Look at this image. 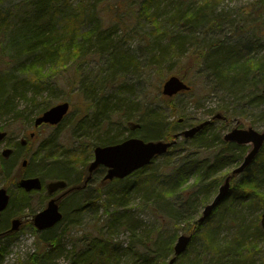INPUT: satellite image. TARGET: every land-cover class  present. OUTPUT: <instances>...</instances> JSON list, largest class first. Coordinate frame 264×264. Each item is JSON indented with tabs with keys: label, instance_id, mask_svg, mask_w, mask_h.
<instances>
[{
	"label": "rangeland",
	"instance_id": "obj_1",
	"mask_svg": "<svg viewBox=\"0 0 264 264\" xmlns=\"http://www.w3.org/2000/svg\"><path fill=\"white\" fill-rule=\"evenodd\" d=\"M143 0H57L58 9H63L69 16L70 14H76L77 12H88L96 11L97 19L101 23V29L104 32L114 33L109 39L115 42L121 39L125 43L124 48L134 54L136 61L139 63L138 68L133 73L116 75L114 79L108 83L103 84L102 80L106 78L107 74V56L105 54H99L92 47L88 50L85 57L81 58L78 63L80 69H74L72 64L69 62L65 68H60L61 74L54 76L56 80V86L58 89L56 93L51 95L52 98L48 99L50 107L58 104L67 102L69 104V111L63 121L57 126H40L38 128L33 127L35 117L38 116L35 113L37 108H32L28 111V116L22 119L12 120V115L5 116L0 119V127L7 132V137L3 142H0V166L2 162H10L15 160L13 164L14 170L19 169L23 158L27 159L28 165L25 169L26 172H35L39 167H45L49 164L56 163L57 171L64 172V176L70 181L78 178L82 164L87 165L93 157V149L99 145L107 136H113L125 139L127 137L142 138L140 134L149 136L155 131L151 130L148 126H141L143 118L149 117V108H156L157 114L161 118H164L165 122L170 124L177 120L179 123H183L182 127H176L181 129L194 125L200 121L208 120L211 116L220 109L223 108L225 111L221 114L225 121L215 122L214 127L219 129L224 128L222 134L226 133L229 129L238 126V128H252L256 131L264 130V105L260 107H251L246 109L244 105L238 106L236 102L232 101L222 91L214 88L208 77L205 76L206 70L204 63L199 62L195 65L196 61L192 59V55L200 49L206 48L213 41H219L221 39H227L228 44L234 42H245L250 40V51L251 55L255 59H261L264 55V27L256 31V28L252 27V22L258 20L256 9L253 4L257 0H220L217 6L213 9L212 17L214 19L221 18L222 26L219 29H215L207 34H196L194 38L184 46V53L176 55L173 52L167 51L165 46L166 40H158L161 36V32L164 31L163 27H160L158 32H152L153 37L149 34L151 30H155L149 25V22L144 19L143 14L139 13L141 3ZM154 9L159 13V21H163L168 18L179 5L180 1H191L193 8L196 7L202 0H154ZM30 0H0V9L9 10L13 20H19L20 18L25 21L31 22V17L23 18L27 15L31 9ZM62 5L65 6L62 7ZM116 5V9L112 8ZM187 6L186 4L181 9L184 11ZM179 9V8H178ZM255 11L256 16H251V12ZM28 12V13H27ZM118 14V16L116 15ZM170 14V15H169ZM120 16V17H119ZM255 18V19H253ZM264 18V14L262 15ZM253 20V21H252ZM261 22H263L261 20ZM247 24V26H244ZM227 24V26H226ZM241 24L243 28H233L231 25ZM87 23H81L79 32L75 34L76 37L82 36L87 31ZM13 25H10L12 27ZM196 29H193V31ZM192 28H187L182 34H189ZM165 38V36H162ZM252 38H258L259 45L257 51L252 46L254 41ZM76 41V40H75ZM157 43V44H154ZM156 49V50H154ZM159 52L161 60L159 59ZM194 52V53H193ZM153 55V56H152ZM152 56V57H151ZM158 57V58H156ZM154 59V63L151 61ZM192 65V69L188 67ZM140 65V66H139ZM194 66V67H193ZM49 69V66L47 67ZM134 70V69H132ZM176 76L182 78L192 89L188 93L178 94L172 97V104L176 106L178 113L177 115H171V111L166 106V99L161 95L163 83L170 77ZM110 84V85H108ZM213 87V88H212ZM91 93L89 94L88 92ZM121 92V93H120ZM49 96V91H43L39 97H37L38 103H45L46 97ZM54 96V98H53ZM32 97L31 94L26 95L24 100H16V109L14 112L25 108L27 105L26 101ZM92 97V99H89ZM95 99V102H94ZM105 99L109 103H129L132 106L131 116L129 120L119 117L114 110L109 113L111 114L107 120L102 121V131L95 132L93 128V121L99 120L101 117L94 115L96 109V101ZM119 99V101H118ZM47 101V100H46ZM264 102V99H263ZM232 103V104H231ZM110 105V104H109ZM233 106H235L233 108ZM230 107V108H226ZM29 108V106H28ZM249 108V107H248ZM216 110L212 112V110ZM107 113V112H106ZM106 115V117L109 115ZM221 113V112H220ZM41 114V113H40ZM153 113L150 111V115ZM140 125V129L134 128L133 126ZM144 130V131H143ZM177 132V131H175ZM30 133H34L31 137ZM24 139L27 143L24 146H20V140ZM143 139V138H142ZM147 141V139H144ZM183 141L178 140V143L172 147L171 150H175L174 154L169 158L160 157L155 161L158 163L157 171L162 174H169L173 161L164 159H176L179 162L183 157L185 159H206L209 157L208 153H205L204 149L197 153L196 150L192 149L193 146L198 145L199 140H188L183 145L184 149L179 150V143ZM107 145V144H106ZM40 146L44 150H48L51 146L53 151L44 153L40 150ZM9 147L13 149L11 157L4 158L1 155V151ZM249 149V145H246ZM173 148V149H172ZM194 152V154H193ZM191 153V154H189ZM49 154L48 159L45 155ZM87 157V159L85 158ZM84 158V159H82ZM209 159H212L210 157ZM39 161V165H38ZM68 162L69 169H60L62 166L61 162ZM176 162V161H175ZM168 163V167L165 166ZM38 166V167H36ZM164 169V170H163ZM55 170V169H54ZM229 169L223 170L221 173H227ZM151 170L147 171L150 172ZM83 172V171H82ZM55 175V174H54ZM56 176V175H55ZM51 174H44L40 176L43 183L53 180L58 176ZM100 175L97 176V180L88 186L87 190L78 194L77 201L80 206H86L88 208L84 211L70 210L64 208L67 204L73 203V198L67 199L62 204L63 222L54 227L49 235L60 236V253L58 257L50 262V264H68L70 252L74 250L75 242L80 238L85 237L86 234H95V230H101V234L106 232L103 229V221L106 213L111 212L110 198L107 193L114 189L115 193V206L120 203L119 184L116 182H109L106 184L100 183ZM130 183L135 182L136 178L130 179ZM193 179L189 181L192 183ZM237 181V178L234 180ZM8 186L7 188L12 191V195L15 201L21 197L20 191L14 189L13 186L8 184L6 176L0 172V188ZM101 192V196L97 201L96 209L94 197L98 195L97 189ZM218 187L211 194L208 202H210L215 194L217 193ZM154 192V191H153ZM261 192L264 195V183L262 185ZM145 191L138 187H133L129 191V199L127 200V214L136 215L140 228H138L134 234L137 237L133 238V241L139 239V236L145 234V231L152 230L157 226V222L154 218L151 210L155 206H160L161 203L165 204L164 201H153L149 198L145 199ZM155 196V193H152ZM147 200V201H146ZM170 200V199H169ZM172 198L171 201H174ZM232 197L228 196L224 202L216 209V212L207 220L206 227L208 224L217 223L216 235L214 243L217 245V249L222 251L228 243H230L232 252L235 255V259L239 260V264H264V236L258 231V224L260 228V216L263 211V207L259 210L250 202H246L242 205L233 203ZM146 201V202H145ZM232 202V203H231ZM144 203L149 205L143 206ZM108 204V206L106 205ZM45 204H43L44 206ZM67 207V206H66ZM42 208V207H41ZM39 208L38 210H40ZM65 209V211H64ZM119 209H121L119 207ZM203 206L198 207L199 216L202 212ZM97 210V211H96ZM107 210V212H105ZM19 209L14 208L12 204L1 215L0 231L8 229L9 221L16 216ZM36 212V210H35ZM74 212V213H73ZM80 212V213H79ZM24 215L23 221L26 223L20 228V230L11 237H5L0 241V249L3 250V259L1 264H28L27 260L29 256L34 254L40 249L39 236L33 235V229L30 227V220L32 216L28 213V210L22 211ZM165 217L162 215V218ZM97 218L100 219L97 220ZM167 218V217H165ZM221 219V221L219 220ZM164 234L168 237L177 238L178 235L185 232V225L180 224H165ZM66 229V232L63 230ZM144 229V230H143ZM144 231V232H143ZM262 231V230H261ZM132 231L129 230H118L113 235V243L117 246V254H115L110 264H130L132 255L130 250L127 249L129 243H131ZM263 232V231H262ZM264 233V232H263ZM41 236V232H38ZM235 239V240H234ZM174 240V241H175ZM242 240V241H241ZM256 248L253 249L252 247ZM81 246H77L76 249ZM200 241L195 240L187 253L193 254L194 251L200 249ZM228 259V258H227ZM175 264H183V261L179 258ZM185 264V262H184Z\"/></svg>",
	"mask_w": 264,
	"mask_h": 264
},
{
	"label": "trees",
	"instance_id": "obj_2",
	"mask_svg": "<svg viewBox=\"0 0 264 264\" xmlns=\"http://www.w3.org/2000/svg\"><path fill=\"white\" fill-rule=\"evenodd\" d=\"M56 1L30 0L29 4L31 9L23 18L31 17V22L25 21L22 18L13 20L9 10L0 9V119L11 114L12 120H20L26 118L29 115L28 111L32 110V108H37L38 111L35 113L38 115L48 109L50 107L48 99L52 98L51 95L56 93L58 89L56 87L58 82L56 84L54 76L60 75V68H65L69 62L74 69H80L78 61L85 57L88 50L92 47L97 53L107 52L109 56L107 76L102 80L103 84L113 76L118 75V73L127 75L133 73L138 68L139 63L136 61L137 59H135L133 53L124 48L125 43L121 39L112 42L109 38L114 33L104 32L101 29V23L97 19L96 11H82L68 16L63 9H58V2ZM219 1L202 0L194 8L192 6L195 5L191 1H180V6H177L174 12L171 15L169 14L170 16L168 18L164 21L163 19L159 21V13L153 7L155 1L143 0L139 13L143 14L144 16L142 17L155 29H152L149 33L151 37H153L152 32H158L159 28L163 27V24L166 25V27H163L164 31L160 33L161 36L157 38V41H163L165 39L167 42L165 46L167 51L164 52H173L179 55L184 53V46L196 34H207L215 29L221 28V18L214 19L212 17L213 9ZM185 4L187 5L185 6L186 9L182 11L181 9ZM253 6L256 9L258 20L256 21L253 18L255 21L252 20V27L256 28V31H259L264 27V18H262L264 14V0H257ZM62 7L65 8L64 5ZM112 8L115 10L116 5H113ZM256 12L252 11L251 16H256ZM116 15L118 16V14ZM81 23L88 24L87 31L82 36L75 38V34L79 32ZM10 25L13 26L10 27ZM231 25L234 29L243 28L241 24ZM244 26L246 27L247 24L245 25L244 23ZM187 28H192V31L187 35L182 34ZM193 29L196 30L193 31ZM162 36H165V38H162ZM194 40L196 41L197 39L194 38ZM225 44V39H221L220 42L217 40L213 41L206 48L200 49L193 54L192 59L196 61L195 65L199 62L204 63L206 70L205 76L209 78L214 88L222 91L232 101L236 102L239 107L246 102L249 107H246V109H250L254 107L251 105L253 98L264 99V95L260 89L264 82V56L261 59L252 57L249 58V61L245 60L244 62H240L237 57H239L238 55L240 53L243 54L248 49L247 46L239 42L229 47L225 46ZM160 53L157 62L161 60L162 55ZM114 55L121 58L125 65H118L115 61L116 58L114 59ZM241 57L243 59L242 55ZM151 62L154 63V59ZM192 65L190 64L188 69H192ZM48 66L49 69H47ZM257 75L258 79L256 78ZM45 90L49 91V96L46 97L45 103L39 102L36 105L37 97ZM88 93L90 94V92ZM28 94L32 95L26 101L30 105L19 110V112H14L16 109V100H25ZM89 99H92V97ZM118 103L120 104L108 103L105 99L98 100L95 104L96 109L94 115L101 117L106 112H111L115 108L113 112L118 114L119 117L129 120L132 106L129 103H123L121 101ZM165 103L167 108L170 109L171 115H177L178 107L176 108L172 104V99L167 98ZM148 111L149 117L143 118L141 126L143 129L145 126H148L155 132L149 136L147 133H144L145 135L141 133L140 136L143 139L171 141L173 134L176 133L175 131L181 130L176 129V127L179 128L185 124L184 121L183 123H179L177 120L168 124L164 118H161L157 114L156 108L151 107ZM150 111L153 113L152 115H150ZM214 111L216 110H212V112ZM224 111L225 109H220L221 113ZM261 114H264V112L262 111ZM102 119L105 120L106 118ZM0 129L2 128L0 127ZM120 140L115 135L107 136L98 144H113ZM191 140H199L200 142L198 145L193 146L192 149L196 150L197 153L204 149V152L208 153L209 157L201 160L185 159L183 157L179 162L176 159H164L173 161L174 163L171 166L170 173H164L162 175L156 172L158 163L154 159L150 165L133 173L126 179L114 180V182L119 184V189H121L118 198L120 203L114 207V192L116 191L111 189V192L107 193V196L110 198V206L113 207H111L110 213L105 210L107 213L105 219L102 220L104 222L103 229L106 232L101 234V230L96 229L93 236L90 233L86 234L80 242H83V246L76 252H71V260H69L68 264H110L114 258L112 256L117 254V246L112 241L113 235L116 234V231L122 229H130L132 231L131 243L127 246V249L130 250L132 255L131 259H133L130 264H165L172 252L173 242L172 237L170 238L164 234L165 224H175V226L180 224L185 225L184 229L186 233L192 234L189 247L195 243V240L200 241V249L194 251L193 254H191L192 252L188 254L186 251L179 257L183 261V264L184 262L185 264L240 263L239 260L235 259V256H231L235 254L231 251L233 246L230 243L225 245L224 250L219 252L216 247L217 245L214 243L216 224H208V227L204 223L197 224V214L198 207L208 203V199L216 187L239 164L241 158L247 151V147L224 142L220 134L210 132V126L205 127ZM187 141H180V151L184 149L183 145ZM175 150L170 149L163 158H169L174 154ZM210 157L212 159H209ZM85 158L87 159V157ZM14 161L5 162L4 160L0 166V172L6 176L10 186L14 187L15 181L25 175L40 177L44 174H51L58 176L57 178L70 181L64 176L63 171H57L58 166H55L56 163L39 167L35 172H26L20 169L14 170L13 172ZM83 162L85 163L84 160ZM61 164L62 166H59L61 170L69 169V166L67 167L69 165L68 162L63 161ZM165 166L168 167V163H165ZM226 169H229L227 173L220 174V172ZM149 170L151 171L147 173ZM132 178H136V181L130 183V179ZM192 179V183H189ZM263 183L264 147L252 164L238 177L237 181H232L231 188L222 202L228 196H231L233 203L242 205L250 202V204L261 210L264 206V195L261 192ZM135 186L144 190L145 199L149 198L152 202L163 201L164 197H168V200L164 202L165 204L161 203L160 206L154 205L151 210L158 223V227L146 231L144 235L139 236V239L133 241V238L137 237L134 234L135 232L137 233V223L133 224L127 217L129 214H127L125 208L127 206V200L129 199V191ZM5 187L7 188L8 186ZM18 191H20L21 197L15 201L12 191L9 190L10 202L8 206L12 204L14 207H21V210L18 211L16 216H24L22 209H27L28 213L33 216L39 208L43 207L45 202L43 191L31 193H24L21 190ZM97 191L98 195L94 197L96 199V206L101 196L99 188ZM152 193L156 195L153 196ZM172 198H175V200L171 201ZM106 205L108 206V204ZM148 205V203L143 204L146 208ZM86 206H82L83 211L86 209L84 208ZM72 210H76V208ZM78 210L81 212L80 208ZM215 212L216 209L214 210ZM162 215L167 218H162ZM219 220L221 221L220 218ZM256 227L257 233L259 231L264 236L258 224ZM194 230L195 232H193ZM66 231V229L63 230V232ZM33 235L39 236L41 247L37 252L29 256L27 260L28 264H50L55 257L61 254L58 236L49 235L47 231L41 233V236L33 231ZM252 248L255 249L256 247L253 246ZM224 251L228 252V254L226 255L225 253L226 256L224 255L225 257L223 259L220 261L214 260V257ZM2 252L3 250L0 249V263L3 259Z\"/></svg>",
	"mask_w": 264,
	"mask_h": 264
},
{
	"label": "water",
	"instance_id": "obj_3",
	"mask_svg": "<svg viewBox=\"0 0 264 264\" xmlns=\"http://www.w3.org/2000/svg\"><path fill=\"white\" fill-rule=\"evenodd\" d=\"M188 87L183 83V81L176 77H169L164 84L162 85L161 93L164 96L172 97L177 94L179 91L187 90ZM264 92V90H263ZM69 105L67 102L57 104L45 112L41 116L35 119V126H38L42 123H48L51 125H56L68 111ZM216 117H219L217 115ZM208 122L200 123L196 126L190 127L182 131V133L176 134L175 138L183 136V138H191L197 132H199ZM6 137V132L0 131V142ZM226 141H234L238 144H252L251 150L243 158L242 162L232 170L231 175H238L242 173L254 160V157L259 152L260 148L264 143V132H258L252 128L248 129H238L234 128L229 133L224 136ZM176 143V140L171 142L164 141H148L144 142L141 139L130 138L122 143L109 145L104 147H96L94 149V160L90 163L88 167V172L92 173L98 166H105L108 171L104 177L105 180H112L114 178L123 179L130 175L132 172L136 171L139 168H142L148 165L154 157L163 155L167 152L168 148L173 146ZM3 157H8L11 154L10 149H4L2 151ZM26 165V161L22 162V166ZM91 178L89 175L85 181ZM229 179L228 176L225 179L223 185L218 188V192L210 203L203 207L201 216L198 218V222H203L214 208L220 203L224 198L229 189ZM17 187L22 188L25 191L29 192L31 190H39L41 188V182L39 178H22L17 182ZM66 187V182L63 180L51 181L46 185V190L48 194H52L58 189H63ZM9 201V196L7 191L4 188H0V217L1 212L7 207ZM62 216L58 211V206L56 200L52 199L48 201L46 207L38 212L33 217V225L37 230H45L53 227L61 220ZM20 219L15 218L10 221V229L8 233L16 232L20 227ZM260 224L264 230V208L260 218ZM3 236V233L0 232V238ZM191 241V236H179L177 242L174 246V255L166 264H174L176 258L181 255L187 248L188 244Z\"/></svg>",
	"mask_w": 264,
	"mask_h": 264
},
{
	"label": "bare ground",
	"instance_id": "obj_4",
	"mask_svg": "<svg viewBox=\"0 0 264 264\" xmlns=\"http://www.w3.org/2000/svg\"><path fill=\"white\" fill-rule=\"evenodd\" d=\"M252 40L254 41V44H252V46H258L259 45V42H258V38H252ZM225 41H226V43H227V39H225ZM239 42V41H238ZM235 43H237V42H234L233 44H235ZM239 43H242L241 41L239 42ZM246 46H247V48L248 49H246L244 52H243V54H241L240 53V55H238L239 57H237V55H236V57L240 60V62H244L245 60H247V61H249L250 59L249 58H252L253 56L251 55V52H250V54H249V51H250V49H249V47H250V40H245V42H243ZM233 44H231V45H233ZM228 47L230 46V44H228L227 45ZM264 46V45H263ZM262 48H264V47H262ZM255 50L254 51H257V47L256 48H254ZM99 54H105L106 56H107V60H106V64L108 63V60H109V56H108V54H107V52H103V53H99ZM241 55L243 56V59H242V57H241ZM264 56V55H263ZM241 57V58H240ZM116 58V59H115ZM114 59H115V61H116V63L118 64V65H121V66H123V65H125L124 64V61L121 59V58H119V57H117L116 55H114ZM118 75H124L123 73H118ZM116 76V75H115ZM115 76H113L110 80H112V79H114V77ZM256 78L258 79V75L256 76ZM109 80V81H110ZM109 81H107L106 83H108ZM183 83L188 87V89L187 90H182V91H179L176 95H178V94H184V93H188V92H190L191 91V87L185 82V81H183ZM108 85H110V84H108ZM260 89H261V93L262 94H264V92H263V90H264V82H263V84L261 85V87H260ZM90 93H91V91H90ZM175 95V96H176ZM232 104V103H231ZM244 107L246 108V107H248L247 106V103L246 102H244ZM251 105L252 106H254V107H260V106H263L264 105V102H263V100L262 99H260V98H253L252 100H251ZM235 106H233V108H234ZM228 108H230V107H228ZM109 112H107L106 114H104V115H102L101 116V118L98 120V121H93V128H94V131L97 133V132H101L102 131V127L101 126H103L102 124H100L102 121H104L102 118H106L105 120H107L108 119V117H110V115L111 114H109L107 117H106V115L108 114ZM222 113H217V112H215L212 116H211V118L210 119H208V120H203V121H200L199 123H203V122H208L203 128H202V130L205 128V127H208V126H210V132L211 133H213V134H220L221 135V137H222V140L224 141V142H226V143H232V144H235V145H237V143L236 142H234V141H226V140H224V136L227 134V133H229L231 130H233L234 128H237L238 126H235V127H233V128H231V129H229L226 133H224V134H222V131L224 130V126L223 127H221V128H219V129H216L215 127H214V124H215V122H221V121H225V118L221 115ZM217 115H219V117H216ZM105 116V117H104ZM34 122H35V119H34ZM34 122H33V127L34 128H38V127H40V126H35V124H34ZM42 126H45V124H43ZM185 130V128L184 129H182L181 131H184ZM200 132V131H199ZM31 134V133H30ZM32 134H34V133H32ZM198 134V132L193 136V137H191V138H188L189 140H191V139H193L196 135ZM42 150H44V148H42V146H40V150H39V152L41 151L42 152ZM45 151L46 152H51V151H53L54 152V150H53V147L51 146L48 150H44V153H45ZM48 157H49V154H46L45 155V158L46 159H48ZM230 176V179H229V190H230V188H231V185H232V181L233 180H235L236 178L238 179V177L240 176V175H229ZM228 176H225L224 177V179L222 180V182L219 184V185H223L224 184V182H225V179L227 178ZM229 190H228V192H229ZM228 192L226 193V196H227V194H228ZM50 200H52V199H50ZM49 200V201H50ZM163 200H168V197H164V199ZM75 201H77V199H74V201H73V203H71V204H67L64 208L66 209V208H68V209H70V210H72L73 208L75 209H81L82 208V206H80V204H79V201H77V202H75ZM164 202H166V201H164ZM88 206L89 205H87L86 207H84V208H88ZM14 207V206H13ZM90 207H93V210H94V207H95V209H96V205H94L93 204V206H90ZM14 208H17V207H14ZM17 209H19V211L21 210V207H19V208H17ZM65 209H64V211H65ZM23 211L24 210H27V209H22ZM97 211V210H96ZM80 213V212H79ZM212 214H214V211H212L211 212V214L209 215V218L212 216ZM127 217L133 222V224L134 223H137V225H136V227H137V229L138 228H140L141 226H140V223H139V221H138V219H137V217H136V215H127ZM208 218V219H209ZM207 219V220H208ZM97 220H99L100 221V219L99 218H97ZM207 220H205V221H203V222H198L197 221V224H203L204 223V225L206 224V222H207ZM62 222H63V213H62ZM60 223L61 222H59L57 225H55V226H53V227H51V228H48V230H47V232H50L54 227H57L58 225H60ZM214 224H216V229L215 230H217V226L219 225V221L217 222V223H214ZM144 230V229H143ZM144 232V231H143ZM193 232H195V230L193 231ZM145 233H146V231H145ZM216 234V233H215ZM144 235V234H143ZM182 235H185V236H192V234H187L186 233V231L184 232V233H182V234H180V235H178L177 236V238H176V240H175V238H173V242H172V252H171V254H170V256L168 257V259L166 260V262H165V264L169 261V259L170 258H172L173 257V255H174V246H175V244H176V242H177V239L179 238V236H182ZM171 238V237H170ZM82 239H84V237L83 238H80L78 241H76L75 242V246H74V250H73V252L75 251H77L78 249H76V247L77 246H83V242L82 243H80L81 241H82ZM175 240V241H174ZM59 244H60V236H59ZM189 245V244H188ZM80 247V248H81ZM224 250V249H223ZM225 253H226V255L228 254V252H221L220 254H218V256H216V257H214V260H218V261H220L221 259H223V257H225L226 255H225ZM71 252H70V255H69V258H71ZM225 255V256H224ZM213 260V261H214ZM1 264V263H0Z\"/></svg>",
	"mask_w": 264,
	"mask_h": 264
},
{
	"label": "flooded vegetation",
	"instance_id": "obj_5",
	"mask_svg": "<svg viewBox=\"0 0 264 264\" xmlns=\"http://www.w3.org/2000/svg\"><path fill=\"white\" fill-rule=\"evenodd\" d=\"M137 128H140V125H138ZM131 129L133 130V128H131ZM33 135L34 134H32V133L30 134L31 137ZM26 143L27 142L26 141L24 142V140L21 141V144L25 145ZM81 168L82 169L80 171V174H79L78 178L75 181H72L70 183L67 181V184H68V187H67L68 190L67 191L58 190L54 194H51V195H48V194L44 193V195H45V205L51 198H55L56 199V203L58 205V209L62 213L61 207H62L63 202L66 199H69V198H72V197H77L78 194L81 191H85V188H80V186L84 185V182H85L87 176L89 175L88 170H87L88 167H87V165H83ZM106 171L107 170L105 168H103V167L97 168L92 173L91 179L89 180V183L86 185V187L90 186L91 183L96 181L98 175H100V178H101L100 182H102L103 176L106 174ZM25 223H26V221H23V224H25Z\"/></svg>",
	"mask_w": 264,
	"mask_h": 264
}]
</instances>
